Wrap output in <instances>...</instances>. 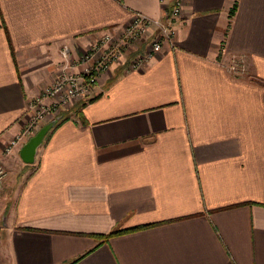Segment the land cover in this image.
I'll use <instances>...</instances> for the list:
<instances>
[{
	"label": "crops",
	"instance_id": "1",
	"mask_svg": "<svg viewBox=\"0 0 264 264\" xmlns=\"http://www.w3.org/2000/svg\"><path fill=\"white\" fill-rule=\"evenodd\" d=\"M174 1L0 0V264H264V0H181L172 41L46 121L34 164L4 155L63 46L80 72L100 33Z\"/></svg>",
	"mask_w": 264,
	"mask_h": 264
},
{
	"label": "built area",
	"instance_id": "2",
	"mask_svg": "<svg viewBox=\"0 0 264 264\" xmlns=\"http://www.w3.org/2000/svg\"><path fill=\"white\" fill-rule=\"evenodd\" d=\"M181 7L182 1L175 0L171 7L166 8L164 16L160 19H150L144 14L136 13L133 19L120 31L100 33L77 61L82 66L80 72L71 71L73 65L70 60V47L63 46L61 55L66 63L62 66L55 81L46 87L38 97L30 101L29 110L33 112L31 120L18 136L7 143L4 155H11L25 141L35 135L37 127H39L38 124H43L58 106L68 107L75 102L87 100L100 74L108 71L113 64H122L126 70H130L148 62L153 53L162 49L164 41H172L174 21L181 14ZM153 27L156 29L155 32L152 31ZM150 37L153 39L150 49L128 61L127 55H130L131 48L136 47V44L143 39ZM126 48L130 49V52L127 53ZM223 66L233 77L243 78L248 74L247 55L233 54ZM47 98L52 100L51 104L45 103ZM58 112L59 110L55 115ZM7 175L6 168L0 164V195L4 190Z\"/></svg>",
	"mask_w": 264,
	"mask_h": 264
},
{
	"label": "water",
	"instance_id": "3",
	"mask_svg": "<svg viewBox=\"0 0 264 264\" xmlns=\"http://www.w3.org/2000/svg\"><path fill=\"white\" fill-rule=\"evenodd\" d=\"M60 116L52 119L45 125L41 126V128L33 135L27 142H25L20 150V156L24 163L26 164H34L36 162V155L38 153L39 148L42 146L46 136L48 133L54 128L58 120H60Z\"/></svg>",
	"mask_w": 264,
	"mask_h": 264
},
{
	"label": "rangeland",
	"instance_id": "4",
	"mask_svg": "<svg viewBox=\"0 0 264 264\" xmlns=\"http://www.w3.org/2000/svg\"><path fill=\"white\" fill-rule=\"evenodd\" d=\"M174 22H175V21H174ZM141 42H142V41H141ZM141 42H140V43L138 42L136 45L139 46V45L141 44ZM152 42H153V39H152L151 37L149 38V40H147V41L145 42L146 45H149V46H148V49H150L149 47L152 45ZM137 46H136V47H137ZM133 49H135V47H134V48H131V52H130V49H128V48H126V50H125L127 53L130 52V53H129L130 56L127 55V57H128V61L131 60V59H133V58H135V57H137V55H138L137 53L134 54ZM127 53H126V54H127ZM80 102H82V101H80ZM53 108H55V107H53ZM66 108H67L66 106H58V107L55 109L54 113H53L51 116H49V117L43 122V124H40V123H39L40 125L38 124L39 127H37V131L41 128V126H43V125L46 123V121H48L49 119H51V118L57 113L58 110H59V112H58L57 115H59V114L62 112L61 110L66 109ZM57 115H55V116H57ZM28 124H29V123H28ZM24 128H25V127H24ZM24 128H23V129H24ZM37 131H36V132H37ZM1 165L4 166V164H1ZM4 167H5V166H4ZM5 168H6V167H5ZM6 170H7V172H8V169H7V168H6ZM8 175H9V173H8ZM8 175H7V178H8Z\"/></svg>",
	"mask_w": 264,
	"mask_h": 264
},
{
	"label": "trees",
	"instance_id": "5",
	"mask_svg": "<svg viewBox=\"0 0 264 264\" xmlns=\"http://www.w3.org/2000/svg\"><path fill=\"white\" fill-rule=\"evenodd\" d=\"M234 13H235V6H234V7L232 8V10H231L230 17H232V16L234 15ZM84 123H85V121H84ZM134 229H136V228H134ZM126 231H128V230H124V231H118V230H115V231H113V232H111V233H109V234H107V235H97L96 237H97V238L104 239V240H107V239H109L111 236H114V235H117V234H121L122 232H126Z\"/></svg>",
	"mask_w": 264,
	"mask_h": 264
}]
</instances>
